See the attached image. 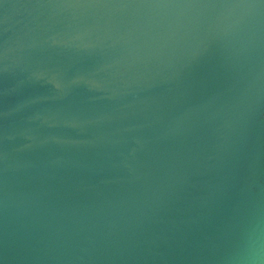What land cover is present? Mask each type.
Returning <instances> with one entry per match:
<instances>
[{
    "label": "water",
    "instance_id": "water-1",
    "mask_svg": "<svg viewBox=\"0 0 264 264\" xmlns=\"http://www.w3.org/2000/svg\"><path fill=\"white\" fill-rule=\"evenodd\" d=\"M0 264H264V0H0Z\"/></svg>",
    "mask_w": 264,
    "mask_h": 264
}]
</instances>
